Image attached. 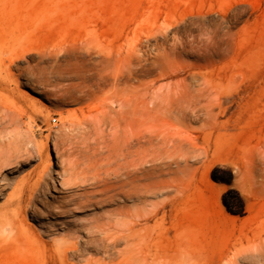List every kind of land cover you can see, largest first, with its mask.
I'll return each mask as SVG.
<instances>
[{"label":"rangeland","instance_id":"rangeland-1","mask_svg":"<svg viewBox=\"0 0 264 264\" xmlns=\"http://www.w3.org/2000/svg\"><path fill=\"white\" fill-rule=\"evenodd\" d=\"M0 37V264H264V0H0Z\"/></svg>","mask_w":264,"mask_h":264},{"label":"bare ground","instance_id":"bare-ground-1","mask_svg":"<svg viewBox=\"0 0 264 264\" xmlns=\"http://www.w3.org/2000/svg\"><path fill=\"white\" fill-rule=\"evenodd\" d=\"M6 7V6H5ZM7 8V7H6ZM19 12V11H18ZM16 14V13H15ZM17 15V14H16ZM15 16V15H14ZM13 17V16H12ZM16 19H17V17H15ZM15 19V20H16ZM14 20V21H15ZM12 23H10V25H11ZM9 25V26H10ZM14 26V25H13ZM5 28H7V27H5ZM3 29H4V27H3ZM8 29V28H7ZM10 30H7V33L9 32ZM2 32V31H1ZM6 34V33H5ZM9 34V33H8ZM12 34H14V33H12ZM11 34V35H12ZM4 37V36H3ZM0 38H2V37H0ZM8 38H10V37H8ZM1 43V42H0ZM138 44H139V42H138ZM148 45V44H147ZM143 46V45H142ZM152 46V45H151ZM155 51V50H154ZM153 51V52H154ZM153 54V53H152ZM109 55V54H108ZM110 56V55H109ZM117 57V56H116ZM127 57V56H126ZM29 58V57H28ZM14 60V59H13ZM27 60V59H26ZM122 60V59H121ZM15 61V60H14ZM127 60H125V62H126ZM13 62V61H12ZM16 62V61H15ZM53 62H55V61H53ZM58 64H60V61L58 60ZM123 62V61H122ZM18 63V62H17ZM57 64V65H58ZM61 64H62V62H61ZM60 64V65H61ZM62 66V65H61ZM65 66V65H64ZM67 66V65H66ZM60 67V66H59ZM71 67V66H70ZM29 68V67H28ZM38 68V67H37ZM56 68H58V67H56ZM73 68V67H72ZM53 69V68H52ZM76 69V68H75ZM36 75V74H35ZM120 75V74H119ZM78 76V78H80V79H83V81L82 82H79V83H71L70 84V89H69V93L70 94H72L73 92V90H77L78 92H80V93H83V92H85V90L86 89H88V91L89 92H93L92 91V86H90L87 82L89 81V80H87V77L86 76H84V75H81V74H79V75H77ZM119 77V76H118ZM37 78V77H36ZM133 77L131 76L129 79H126V83H128V82H130L129 80H131ZM58 79V78H57ZM117 79V78H116ZM37 80V79H36ZM30 81V80H29ZM104 82H106V84H108V82H109V78H99V82H97V85H98V87H100L101 88V86H102V84L104 83ZM67 83V82H66ZM135 85V84H134ZM140 85V84H139ZM94 86V85H93ZM141 86V85H140ZM136 88H137V86H136ZM180 89V88H179ZM124 90H125V88H124ZM173 90V89H172ZM137 91H138V89H137ZM105 92V91H104ZM120 92V91H119ZM112 95H113V92H110ZM120 94H123V93H120ZM182 94H184V93H182ZM73 95H74V93H73ZM96 95H99L98 93L96 94ZM119 95V94H118ZM153 95H155V94H153ZM101 96V95H100ZM109 96H111V95H109ZM109 96H108V98H109ZM114 96V95H113ZM137 96V93L135 92V90H126L125 91V94H124V100H123V102H124V105L125 106H127L128 104H130V105H132V104H134V106H135V108L133 107V109H136V110H139L138 112H142V109L145 107V106H147V99H146V96H144V97H142V98H138V97H136ZM183 96V95H182ZM182 96L180 97V98H182ZM93 97V96H92ZM187 97V96H186ZM98 98V97H97ZM180 98H176L175 96L174 97H172L169 101H168V103H167V109H168V111L169 112H171V113H173L175 110H176V104L179 102V101H181V99ZM183 98H185V96H183ZM75 100H79L80 98L79 97H76V98H74ZM105 100V99H104ZM108 101V100H107ZM112 101V100H111ZM121 101V100H120ZM201 103V102H200ZM112 104H114V103H112ZM129 105V106H130ZM114 108H116V107H114ZM110 111V110H109ZM199 111V110H198ZM101 112H102V110H101ZM203 113V112H202ZM132 115V114H131ZM130 116V115H129ZM189 116H191V115H189ZM167 117V116H166ZM127 118V117H126ZM132 118V117H131ZM164 119H166V118H164ZM127 120V119H126ZM20 135V134H19ZM18 137V136H17ZM0 159H1V155H0ZM23 194V193H22ZM26 195V194H25ZM25 201V197H24V195H21L19 198H17V199H14L13 200V203H15V204H17V205H21L23 202ZM28 201V205H27V207H30L31 206V198L30 199H28L27 200ZM24 206V205H23ZM12 207H14V206H12ZM10 208V207H9ZM8 209V208H7ZM15 209V208H14ZM9 210V209H8ZM21 211H19V210H9L8 211V213L6 214V215H8V222H9V224L10 225H14V226H17V224H18V222H17V220H18V218H20V213ZM13 218V219H12ZM12 219V220H11ZM6 229V228H5ZM12 250V249H11ZM11 250H10V252H11ZM0 251H3L2 249L0 250ZM5 252H7V251H4L3 252V254L5 253ZM3 254H1L2 256H3ZM39 254H41V253H39ZM38 254V255H39ZM6 255V254H5ZM15 255V254H14ZM7 256V255H6ZM13 256V255H12ZM8 257H10V256H8ZM5 258V257H4ZM11 259L12 258H14V256L13 257H10ZM9 258V259H10ZM5 261V260H4ZM1 262H3V261H1Z\"/></svg>","mask_w":264,"mask_h":264},{"label":"built area","instance_id":"built-area-1","mask_svg":"<svg viewBox=\"0 0 264 264\" xmlns=\"http://www.w3.org/2000/svg\"><path fill=\"white\" fill-rule=\"evenodd\" d=\"M57 120H58V118H57V117H53V118H52V122H53V123H56V122H57Z\"/></svg>","mask_w":264,"mask_h":264}]
</instances>
